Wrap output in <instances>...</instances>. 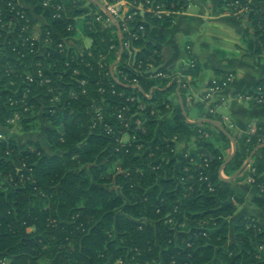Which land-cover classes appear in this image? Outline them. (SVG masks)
I'll use <instances>...</instances> for the list:
<instances>
[{"label":"trees","instance_id":"obj_1","mask_svg":"<svg viewBox=\"0 0 264 264\" xmlns=\"http://www.w3.org/2000/svg\"><path fill=\"white\" fill-rule=\"evenodd\" d=\"M21 1L0 0V261L264 264V227L253 217L230 221L245 200L222 177L249 160L251 205L264 218V124L232 134L236 149L224 165L230 138L209 122L189 123L171 103L178 93L188 116L199 73L194 58L182 78L162 66L160 30L181 1L127 0L142 10L125 30L92 3L85 10L78 0ZM233 2L248 6L232 18L244 23L242 42L264 75V0L220 5ZM158 6L160 16L147 11ZM257 88L264 99V78ZM202 117L219 122L217 113ZM14 128L40 131L44 145L17 141ZM192 139L199 154L176 158V144Z\"/></svg>","mask_w":264,"mask_h":264},{"label":"crops","instance_id":"obj_2","mask_svg":"<svg viewBox=\"0 0 264 264\" xmlns=\"http://www.w3.org/2000/svg\"><path fill=\"white\" fill-rule=\"evenodd\" d=\"M16 1L22 7L24 6L21 0ZM78 1L85 10H89V3L92 2L89 0ZM180 1L182 9L173 14L172 25L167 29L160 30V34L166 38L165 42L158 46L162 66L182 78L181 70L189 68L193 61L192 58H194L199 73L197 85L190 87V97L187 102L188 116L178 93L171 95L169 99L172 104L182 105L189 123L207 120L202 117L206 111V106L202 102L203 93L217 81V74L230 75L231 82L223 92L227 99L226 104L217 110L219 122L214 121L230 136L231 147L225 152L227 160L234 154L235 143L232 140V134L246 135L250 127L264 124V106H258L253 101L239 102L236 100L237 94H250L264 78V75L257 67L255 57L246 51L242 42L244 23L234 20L227 9L220 5V0ZM246 1L253 3L255 0ZM34 19L38 22L40 20ZM113 20L112 24L118 27L119 22ZM82 41L86 48L90 46L89 40L82 39ZM186 79L190 81L189 76ZM198 105H202V109H199ZM162 119L170 122L171 114ZM212 138L217 142L220 140L216 131H212ZM199 152L200 150L195 145V139L187 144H176L174 149L175 157L178 159L185 153L189 156H197ZM245 163L242 172L230 180L234 192L245 200L243 204L237 206V213L230 221L233 222L235 218L243 216L253 217L264 227V218L251 205V200L257 193L252 185L250 165L249 163L245 165ZM222 177L227 180L230 178L223 174Z\"/></svg>","mask_w":264,"mask_h":264},{"label":"built area","instance_id":"obj_3","mask_svg":"<svg viewBox=\"0 0 264 264\" xmlns=\"http://www.w3.org/2000/svg\"><path fill=\"white\" fill-rule=\"evenodd\" d=\"M52 0H45L43 3L44 7H48L50 2ZM99 2L103 8H99L101 12L107 17V21L117 20L121 24V26L125 30V22L127 20L132 19L136 11L142 10V6L140 4H135L134 2H129L127 0H96ZM147 3H149V0H146ZM57 9H60L58 7ZM133 9L132 13H129L130 10ZM227 12L236 19H239L240 17L244 16L248 12V6L243 5L239 2H233L228 4L227 6ZM148 12H153L155 16H160L161 14L165 13L164 10H162L159 6L155 9H151L150 7L147 9ZM26 27L24 28V30ZM118 29V28H117ZM141 31L143 30V27L139 28ZM118 36H120V29L117 31ZM35 36V35H34ZM35 37H32V40H34ZM137 38V36L135 37ZM33 45V43H31ZM189 50V48H187ZM262 64H264V59L262 60ZM192 65V62H191ZM38 76L41 77V73L38 71ZM158 76H161V74H158ZM27 79L31 82L33 80V77L28 75ZM231 82L230 75H224L223 81H221L220 85L214 82L211 86H209L206 91L202 95V102L206 106V111L209 113H217V110L221 107H223L226 104V97L224 96L223 92L226 90L228 85ZM133 84H136V81H132ZM262 92L261 88H257L255 91H252L250 94H237L236 100L241 101H253L256 104H262L264 102V99L260 97V93ZM141 108V107H140ZM99 111V110H97ZM119 119H122L121 115L117 116ZM100 119V116L99 118ZM136 128H140V121H136ZM255 128L252 126L248 130L249 134H254ZM128 140L127 136H123L119 139V142H126ZM264 141V132L263 136H258V142ZM252 180V179H251ZM1 264H5L4 260L0 261Z\"/></svg>","mask_w":264,"mask_h":264},{"label":"water","instance_id":"obj_4","mask_svg":"<svg viewBox=\"0 0 264 264\" xmlns=\"http://www.w3.org/2000/svg\"><path fill=\"white\" fill-rule=\"evenodd\" d=\"M90 2H92V3H94V4H96L99 8H103L102 7V5H100V3L99 2H97L96 0H89ZM114 22H115V20H113ZM118 62V61H117ZM116 62V63H117ZM115 63V64H116ZM159 69L160 68H152L151 70H150V72H153V73H156V72H158L159 71ZM137 89H139V88H137ZM180 107H181V109H182V112H183V115L185 116V112H184V110H183V108H182V105L180 104ZM200 122H209V123H211L213 126H215L217 129H219L221 132H223L224 134H226L229 138H230V136L228 135V133H226L218 124H216L214 121H210V120H200L198 123H200ZM233 152H235V146L233 147ZM231 158H232V156L230 157V158H228L226 161H225V163H224V165H226L230 160H231ZM249 163V160H247L246 161V163H245V165H247ZM244 167L245 166H243L234 176H232V177H230L229 179H228V181H230V180H232V179H234L235 178V176L237 175V174H239L240 172H242V170L244 169Z\"/></svg>","mask_w":264,"mask_h":264},{"label":"rangeland","instance_id":"obj_5","mask_svg":"<svg viewBox=\"0 0 264 264\" xmlns=\"http://www.w3.org/2000/svg\"><path fill=\"white\" fill-rule=\"evenodd\" d=\"M13 124H15V123H13ZM0 132H3L1 128H0ZM13 135L15 136L16 140L19 142L25 141L27 139H32L35 141H39V142H41L42 145H44L43 135L40 131L33 132V133H22L17 128L16 129L14 128L13 129Z\"/></svg>","mask_w":264,"mask_h":264}]
</instances>
